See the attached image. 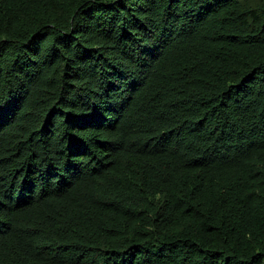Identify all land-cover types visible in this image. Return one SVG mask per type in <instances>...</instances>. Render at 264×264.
I'll use <instances>...</instances> for the list:
<instances>
[{
    "label": "trees",
    "instance_id": "obj_1",
    "mask_svg": "<svg viewBox=\"0 0 264 264\" xmlns=\"http://www.w3.org/2000/svg\"><path fill=\"white\" fill-rule=\"evenodd\" d=\"M0 264H264V0H0Z\"/></svg>",
    "mask_w": 264,
    "mask_h": 264
}]
</instances>
